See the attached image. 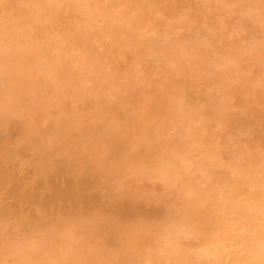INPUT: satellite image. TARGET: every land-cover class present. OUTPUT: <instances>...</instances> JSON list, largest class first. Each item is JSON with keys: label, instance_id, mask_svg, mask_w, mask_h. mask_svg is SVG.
Segmentation results:
<instances>
[{"label": "bare ground", "instance_id": "1", "mask_svg": "<svg viewBox=\"0 0 264 264\" xmlns=\"http://www.w3.org/2000/svg\"><path fill=\"white\" fill-rule=\"evenodd\" d=\"M0 264H264V0H0Z\"/></svg>", "mask_w": 264, "mask_h": 264}]
</instances>
